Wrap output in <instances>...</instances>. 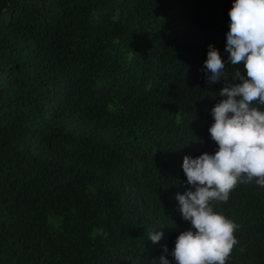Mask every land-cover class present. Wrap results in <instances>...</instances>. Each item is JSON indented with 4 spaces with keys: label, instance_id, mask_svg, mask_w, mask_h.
<instances>
[{
    "label": "trees",
    "instance_id": "trees-1",
    "mask_svg": "<svg viewBox=\"0 0 264 264\" xmlns=\"http://www.w3.org/2000/svg\"><path fill=\"white\" fill-rule=\"evenodd\" d=\"M232 4L0 0V264H175L183 157L215 152L210 109L243 71ZM209 45L229 71L211 84ZM211 206L239 226L226 264H264V186Z\"/></svg>",
    "mask_w": 264,
    "mask_h": 264
},
{
    "label": "clouds",
    "instance_id": "clouds-1",
    "mask_svg": "<svg viewBox=\"0 0 264 264\" xmlns=\"http://www.w3.org/2000/svg\"><path fill=\"white\" fill-rule=\"evenodd\" d=\"M229 30L225 50L238 83L222 87L221 97L210 109L213 122L208 128L217 145L214 153L185 155L182 170L189 186L175 199L183 220L191 228L180 231L171 256L175 264H226L239 227L213 210L211 202H227L238 183L264 186V0H233L229 9ZM207 83L227 78L226 61L209 45L204 61ZM163 232L148 238L158 243ZM163 246V253H168ZM157 264H172L161 254Z\"/></svg>",
    "mask_w": 264,
    "mask_h": 264
}]
</instances>
